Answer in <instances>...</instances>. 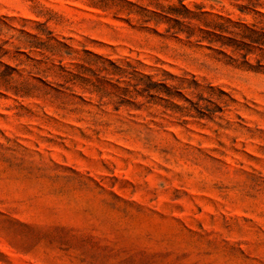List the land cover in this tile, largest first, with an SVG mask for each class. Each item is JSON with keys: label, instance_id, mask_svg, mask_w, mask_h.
<instances>
[{"label": "rangeland", "instance_id": "1", "mask_svg": "<svg viewBox=\"0 0 264 264\" xmlns=\"http://www.w3.org/2000/svg\"><path fill=\"white\" fill-rule=\"evenodd\" d=\"M0 264H264V0H0Z\"/></svg>", "mask_w": 264, "mask_h": 264}]
</instances>
